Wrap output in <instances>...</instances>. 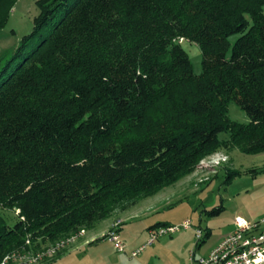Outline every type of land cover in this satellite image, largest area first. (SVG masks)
<instances>
[{"label":"trees","instance_id":"16d2710c","mask_svg":"<svg viewBox=\"0 0 264 264\" xmlns=\"http://www.w3.org/2000/svg\"><path fill=\"white\" fill-rule=\"evenodd\" d=\"M14 2L0 0V29ZM34 4L0 58V208L15 214L0 217V262L27 238L91 229L216 149L264 152V0ZM230 101L248 121L228 117Z\"/></svg>","mask_w":264,"mask_h":264},{"label":"rangeland","instance_id":"374dc122","mask_svg":"<svg viewBox=\"0 0 264 264\" xmlns=\"http://www.w3.org/2000/svg\"><path fill=\"white\" fill-rule=\"evenodd\" d=\"M7 14L6 22L0 29V58L8 56L17 45L19 38L30 32L37 9L34 0H15ZM237 37L236 34L232 35L229 38L230 42H234ZM181 46L191 61L192 72L199 74L200 49L194 43L187 41ZM239 108L235 102L230 101L227 109L228 117L238 123L248 121L245 112ZM225 136V133L218 135L219 138ZM220 207L221 212L218 211ZM235 216L250 222H256L264 216V152L246 154L238 147L227 150L216 149L201 159L192 173L181 177L174 184L162 188L152 196L139 198L137 203L126 210H116L103 219V226L117 218L119 220H115L105 232L91 240L90 243L95 244L87 246L86 249L90 248L87 257H92L95 264H189L191 253L197 257L206 256L227 233L233 230ZM0 217L5 224L11 225L15 214L13 211L0 208ZM185 220H190V228L186 230L180 228L172 236H161L136 257L130 256L129 252L132 249L147 242L149 227L154 226L152 229L155 230L165 225L180 226ZM116 224L118 227L122 225L119 232L126 245L124 252L116 251L106 239L107 232ZM260 228L264 231V225ZM195 229L202 231L200 240L194 236ZM207 231H210L208 236L205 235ZM87 232L84 230V233L75 236L64 246L58 247L54 253L42 257L40 254L52 249L55 243H40L39 247L33 249L32 242L28 238L30 242L27 249L32 251L27 253L19 248L14 249L4 256L9 257L5 263H50L64 252L74 249L73 246L81 239L86 240L85 235H89ZM24 246L25 243L22 247Z\"/></svg>","mask_w":264,"mask_h":264},{"label":"built area","instance_id":"2783aa9c","mask_svg":"<svg viewBox=\"0 0 264 264\" xmlns=\"http://www.w3.org/2000/svg\"><path fill=\"white\" fill-rule=\"evenodd\" d=\"M233 225V230L220 240L206 256L195 257L193 253H191L189 255V264H264V231L260 228L264 225V216L256 220V222L246 221L240 216H235ZM190 227V220H185L180 226L165 225L155 230L151 228V230L149 229V238L147 242L132 250L130 256L136 257L149 244L153 243L161 236L172 235L180 228L188 229ZM118 231V224H116L107 232L106 239L116 251L124 252L126 250V245ZM82 233H84V229H80L77 233L70 234L66 238L63 237L65 239L60 238L54 242L55 244L51 247L52 249L46 251V253H41V257L48 254L50 255L51 252L54 253L58 247L64 246V244L70 242L75 236ZM194 236L197 240H200L202 238V231L200 229H195ZM29 242L27 238L25 240L26 246L20 248V250L27 253L32 251L31 249H27ZM8 259V256L4 257L0 264H6L5 262H7Z\"/></svg>","mask_w":264,"mask_h":264},{"label":"crops","instance_id":"0c3cea01","mask_svg":"<svg viewBox=\"0 0 264 264\" xmlns=\"http://www.w3.org/2000/svg\"><path fill=\"white\" fill-rule=\"evenodd\" d=\"M115 220H119V219L117 218ZM102 221H104V220H102ZM102 221L97 222L96 225L94 224L91 229L87 230L88 231L87 234H89V235H85L86 240L84 238L81 239L80 241L77 242V245L73 246V247H75L74 249H72V250H70L68 252H64L63 254L59 255L55 260H52V261H50V263H47V264H95L94 260L91 259L92 257L91 258L87 257L88 250L90 248L89 249H86V248H87V246H89L91 244H95V243H90L91 240L94 237H98L103 232H105L106 229L109 227V225H111L114 222V221H111L107 225L103 226ZM100 224H102V225H100ZM120 228H122V225H120ZM183 230H186V229H183ZM207 232H209V234H210V231H207ZM118 233L121 236V232L118 231ZM172 235H169V236H172ZM87 237H89V238H87ZM198 246H199V243H198ZM134 249H132V250H134ZM193 256H194V253H193ZM195 257H197V256H195ZM200 257H202V256H200Z\"/></svg>","mask_w":264,"mask_h":264}]
</instances>
